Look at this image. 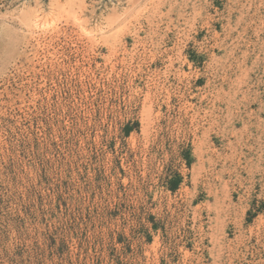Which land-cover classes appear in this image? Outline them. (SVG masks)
<instances>
[{
	"label": "rangeland",
	"instance_id": "374dc122",
	"mask_svg": "<svg viewBox=\"0 0 264 264\" xmlns=\"http://www.w3.org/2000/svg\"><path fill=\"white\" fill-rule=\"evenodd\" d=\"M0 264H264V0H0Z\"/></svg>",
	"mask_w": 264,
	"mask_h": 264
},
{
	"label": "trees",
	"instance_id": "16d2710c",
	"mask_svg": "<svg viewBox=\"0 0 264 264\" xmlns=\"http://www.w3.org/2000/svg\"><path fill=\"white\" fill-rule=\"evenodd\" d=\"M133 129V126H131L130 124H126L123 127V132L125 135H128ZM181 157L182 159L186 162L187 165H190L191 163V154H190V150H183L181 153ZM167 180H166V184L168 189H170L171 191H175L179 185L180 182L182 181V176L179 172H172V174L167 175Z\"/></svg>",
	"mask_w": 264,
	"mask_h": 264
}]
</instances>
